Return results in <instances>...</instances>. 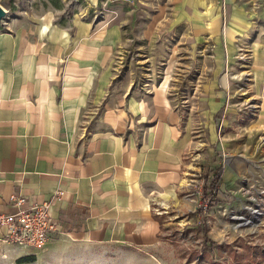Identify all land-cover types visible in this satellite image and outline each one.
Instances as JSON below:
<instances>
[{"label":"crops","instance_id":"1","mask_svg":"<svg viewBox=\"0 0 264 264\" xmlns=\"http://www.w3.org/2000/svg\"><path fill=\"white\" fill-rule=\"evenodd\" d=\"M162 1L0 0L7 11L0 22V211H12L11 194L23 195L28 203L49 201L56 222L37 249L5 241L0 231V264L39 252L105 261L154 256L166 240L162 227L168 207L180 202L191 142L167 74L143 83L122 70L121 55L138 48L131 36L170 30L169 17L184 15L190 29L205 33L222 24L216 0ZM251 49L253 114L264 127V33ZM228 167L219 184L236 178L243 160Z\"/></svg>","mask_w":264,"mask_h":264},{"label":"rangeland","instance_id":"2","mask_svg":"<svg viewBox=\"0 0 264 264\" xmlns=\"http://www.w3.org/2000/svg\"><path fill=\"white\" fill-rule=\"evenodd\" d=\"M216 1L221 29L205 33L190 29L184 15L169 17L174 23L170 30L133 35L138 48L119 54L122 70L143 83L167 74L179 124L191 142L185 153L190 165L184 168L183 196L166 208V240L154 256L140 251L119 258L111 254L105 261L88 253L53 258L39 252L25 264H264V185L253 184L257 167L264 163V127L253 114L258 102L250 91L251 47L254 37L264 33V6L255 8L248 0ZM211 158L219 175L236 158L243 160L236 178L217 186L220 200L215 202L201 199L196 186ZM240 174L247 177L242 180Z\"/></svg>","mask_w":264,"mask_h":264},{"label":"built area","instance_id":"3","mask_svg":"<svg viewBox=\"0 0 264 264\" xmlns=\"http://www.w3.org/2000/svg\"><path fill=\"white\" fill-rule=\"evenodd\" d=\"M260 142L264 144V137ZM257 168L260 172L253 179V184L264 185V163ZM196 186L200 189L201 196L203 188L201 178ZM260 193H264V189ZM9 199L13 206L12 211H0V231L3 239L21 248L43 247L49 240L51 232L56 229V222L50 218L49 201L28 203L25 196L16 194H11Z\"/></svg>","mask_w":264,"mask_h":264},{"label":"trees","instance_id":"4","mask_svg":"<svg viewBox=\"0 0 264 264\" xmlns=\"http://www.w3.org/2000/svg\"><path fill=\"white\" fill-rule=\"evenodd\" d=\"M216 160L218 159L215 158ZM211 158V160L208 162L209 165L206 167V169H202L201 177H202V194L201 199H204V197H208L209 202H215L218 200L217 198V186L219 184L220 175L217 170V167H215L216 160ZM214 160V161H213ZM205 197V198H206ZM206 205H202L200 209H205ZM35 258L34 255H24L23 257H20L16 259L17 263H23L25 261H32Z\"/></svg>","mask_w":264,"mask_h":264},{"label":"water","instance_id":"5","mask_svg":"<svg viewBox=\"0 0 264 264\" xmlns=\"http://www.w3.org/2000/svg\"><path fill=\"white\" fill-rule=\"evenodd\" d=\"M7 17V11L3 7L2 4H0V22L1 20L5 19Z\"/></svg>","mask_w":264,"mask_h":264}]
</instances>
